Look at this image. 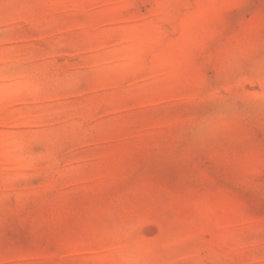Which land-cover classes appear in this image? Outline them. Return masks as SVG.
Masks as SVG:
<instances>
[{"label": "rangeland", "instance_id": "374dc122", "mask_svg": "<svg viewBox=\"0 0 264 264\" xmlns=\"http://www.w3.org/2000/svg\"><path fill=\"white\" fill-rule=\"evenodd\" d=\"M0 264H264V0H0Z\"/></svg>", "mask_w": 264, "mask_h": 264}]
</instances>
